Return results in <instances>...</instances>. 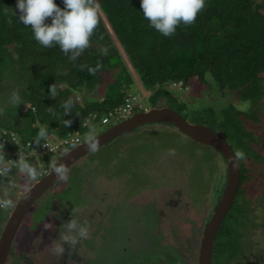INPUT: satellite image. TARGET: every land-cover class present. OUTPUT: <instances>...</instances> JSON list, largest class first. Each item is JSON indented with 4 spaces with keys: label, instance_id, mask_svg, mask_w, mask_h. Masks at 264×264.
Returning <instances> with one entry per match:
<instances>
[{
    "label": "rangeland",
    "instance_id": "rangeland-1",
    "mask_svg": "<svg viewBox=\"0 0 264 264\" xmlns=\"http://www.w3.org/2000/svg\"><path fill=\"white\" fill-rule=\"evenodd\" d=\"M92 1L109 28L98 3ZM109 31L131 73L132 91L139 93V110L149 109V91L141 84L110 28ZM261 75L263 94L256 104L240 100L233 91L225 90L222 94L209 76L208 84L192 81L187 89L175 93L190 111L206 106L219 111L233 103L240 110L252 112L254 118L243 117V122L256 136L253 147L264 156V73ZM113 78L109 71L94 87H84L78 98L102 97ZM4 90L0 87L2 98ZM8 117L4 103L0 102V119ZM101 125L92 124L81 139L98 134L105 128ZM2 138L0 133V141ZM46 139L58 142L51 132ZM56 154L34 155L40 169L34 177L19 170L10 175V184L6 186L10 204L4 207L7 216L0 223L1 230L18 197L48 171L60 156ZM243 163L247 169L243 195L250 201L253 222L251 235L244 240L243 261L239 262L264 264V160L245 157ZM224 164L213 148L172 125L152 123L136 127L76 160L67 169V181L58 179L40 195L23 217L5 264H171L176 256V264H198L205 224L222 194L213 198L212 193L215 186L221 188L218 177L226 180ZM71 216L81 223L87 222L88 237L75 246L65 244L61 255L55 247L65 234L64 222ZM45 223L52 227L45 228ZM155 239L158 242L151 243Z\"/></svg>",
    "mask_w": 264,
    "mask_h": 264
},
{
    "label": "trees",
    "instance_id": "trees-1",
    "mask_svg": "<svg viewBox=\"0 0 264 264\" xmlns=\"http://www.w3.org/2000/svg\"><path fill=\"white\" fill-rule=\"evenodd\" d=\"M95 1L141 84L150 92V106L175 109L188 121L207 125L222 135L235 153H244L243 158L264 160L253 147L256 136L243 122V117L254 118L252 112L240 110L233 103L219 111L212 106L190 111L185 101L166 88L167 83L178 81L184 85L192 81L208 84L209 76L222 94L225 90L233 91L240 100L256 104L263 93L264 0H205V7L195 21L188 26H177L170 37L162 36L149 26L140 12L139 0ZM54 2L63 6L61 0ZM15 3L16 0H0V87L5 89L4 98L0 91V102L10 116L0 119L3 136L0 160L14 145L3 132H16L22 142L31 141L32 149L38 146L33 140L42 126H47V133L57 138L73 132L83 137L92 124H99L103 115L116 111L125 98L135 92L131 73L98 10L99 22L90 37L89 47L73 62L58 47L45 49L34 41L30 28L18 22V15L13 16V12L18 13ZM102 46L108 48L106 55L99 52ZM97 65H100L98 69ZM89 68L96 69L95 74L89 72ZM109 71L114 78L102 97L78 98L84 87H94ZM53 83L58 89L56 98L46 96L48 86ZM14 89L22 99L17 107L9 103ZM69 98L74 102L73 112L62 116L60 104ZM139 109L136 107L134 111H141ZM93 114L96 116L92 122L86 124ZM63 119H70L71 124L64 127ZM74 145L71 143L68 147ZM243 158L238 159L240 178L235 199L214 237L212 264H240L244 240L251 235L253 212L250 201L243 195L242 183L247 170ZM24 159L39 172L34 155ZM222 170L225 172V166ZM14 172H18L17 167L11 174ZM218 181L221 188L214 187L213 198L222 193V184H225L223 176L218 177ZM9 183L8 177L0 176V200L9 201L6 195ZM3 210L4 207H0V223L7 216Z\"/></svg>",
    "mask_w": 264,
    "mask_h": 264
},
{
    "label": "clouds",
    "instance_id": "clouds-1",
    "mask_svg": "<svg viewBox=\"0 0 264 264\" xmlns=\"http://www.w3.org/2000/svg\"><path fill=\"white\" fill-rule=\"evenodd\" d=\"M61 3L63 5L62 7L58 6L54 0H16L15 7L18 10V13L13 12V16L18 15V22L30 28L34 41L40 46L45 49L58 47L59 50L67 56L69 61L74 62L83 53V51L89 47L90 37L92 36L99 22L98 12L97 8L92 3V0H61ZM139 4L140 12L142 13L143 18L148 21L149 26L162 36L170 37L175 33L177 26L181 24L188 26L195 21L197 14L205 7V0H139ZM99 52L101 55H106L108 53L107 46H102L99 49ZM99 67L100 65H97L96 69ZM96 69L89 68V72L95 74ZM178 82H181L182 86L186 87L185 89H187V86H189L186 84L184 85L182 81ZM172 83L173 82L167 83L166 88L174 92H181L182 90H185H179L177 88L171 87ZM57 95L58 89L55 86V83L50 84L48 86L46 96L50 98H56ZM129 95H137L138 98L139 93H131ZM9 103L16 107L17 105L22 104V99L18 90L14 89L10 93ZM136 107L141 108V105L139 104V98ZM60 108L62 109V116L73 112V100L71 98L64 100L60 104ZM141 111H134L133 113L135 114L136 112ZM124 119L125 118L110 121H117L118 123ZM110 121L103 124L100 119L99 124L102 123L101 126L106 127L107 129L108 127L114 125L110 123ZM70 124V119H63L64 127H67ZM168 124L172 125L170 123ZM47 131V126L40 127L36 137L33 140V143L40 145L41 141L46 138ZM58 139L60 138H57V140ZM45 141H47V139ZM82 141H84L86 148L90 152L94 153L98 151V140L94 135L89 134L85 140L80 139V142ZM78 143H75V145ZM2 148L3 145L0 144V151H2ZM170 154H174V151H170ZM236 157L241 159L244 157V153L242 151L237 152ZM16 167L21 173L25 175L33 177L36 175V169L26 159H19L17 161ZM10 170L11 169H7L6 171ZM13 170L14 168L9 174L6 175V177L11 178L10 175H14L15 173L14 172L11 174ZM50 173L61 181H67L68 179L67 168L62 163L53 162V164L50 166ZM9 204L10 201L0 200V207H8ZM44 227L50 228L52 225L45 223ZM64 227L65 234L60 237V241L55 247V251L61 255L65 252V244L75 246L80 239H86L88 237L87 222L81 223L71 216L67 222H64Z\"/></svg>",
    "mask_w": 264,
    "mask_h": 264
},
{
    "label": "water",
    "instance_id": "water-1",
    "mask_svg": "<svg viewBox=\"0 0 264 264\" xmlns=\"http://www.w3.org/2000/svg\"><path fill=\"white\" fill-rule=\"evenodd\" d=\"M170 123L191 139L211 146L223 158L226 165V180L220 199L205 224L198 256V264H212V248L216 231L230 209L239 187L240 167L236 153L226 139L213 131L209 126L188 121L182 114L169 107H150L148 110L136 112L130 117L114 124L97 135L98 147L138 126L150 123ZM90 152L84 141L74 145L62 153L55 162L62 163L67 169L79 158ZM58 179L48 171L39 177L17 199L4 227L0 233V264H5L10 246L19 225L40 195L54 185Z\"/></svg>",
    "mask_w": 264,
    "mask_h": 264
},
{
    "label": "built area",
    "instance_id": "built-area-1",
    "mask_svg": "<svg viewBox=\"0 0 264 264\" xmlns=\"http://www.w3.org/2000/svg\"><path fill=\"white\" fill-rule=\"evenodd\" d=\"M171 87L177 88L179 90L185 89L186 87L182 86L181 82H173ZM138 103L137 95H129L126 97L125 102L120 106L116 111H109L107 115L101 118L103 124L108 123L110 120H120L125 118V115H131L134 112V108ZM90 116V115H89ZM96 114L91 115V118H88L87 123H90ZM3 134H8V139H10L14 145L11 149L6 150L7 156L3 160H0V176H6L9 174L14 167H16L17 161L21 158H28L32 155H35L37 152L42 153H52L59 151L62 147L67 146L71 143L80 142L81 136L76 133H69L67 136L58 139L57 143H50L49 141H43L36 148L32 149L31 141L27 140L24 142L18 137L16 132H3ZM11 169L10 171H6Z\"/></svg>",
    "mask_w": 264,
    "mask_h": 264
},
{
    "label": "flooded vegetation",
    "instance_id": "flooded-vegetation-1",
    "mask_svg": "<svg viewBox=\"0 0 264 264\" xmlns=\"http://www.w3.org/2000/svg\"><path fill=\"white\" fill-rule=\"evenodd\" d=\"M263 88V87H262ZM263 94V93H262ZM262 96V95H261ZM68 147V146H67ZM100 148V147H99ZM69 149V148H68ZM67 148H65V146L64 147H62L59 151H57V154L56 155H61V153H64V151H67L68 150ZM255 149V148H254ZM56 153V152H55ZM53 154V153H52ZM52 154H50V155H52ZM84 157V156H83ZM82 157V158H83ZM48 169V168H47ZM31 209V208H30ZM29 209V210H30ZM106 232V231H105ZM153 241H156V242H158L156 239L155 240H151V243L153 242ZM155 242V243H156ZM246 242V241H245ZM157 245V244H156ZM159 247H165V245H159ZM163 254V253H162ZM162 254H160V255H162ZM176 255H177V252H176ZM176 260H177V256H176V259H175V261L173 262V263H171V264H176ZM159 263H160V261H158ZM165 264H170V263H167V261H166V263Z\"/></svg>",
    "mask_w": 264,
    "mask_h": 264
},
{
    "label": "bare ground",
    "instance_id": "bare-ground-1",
    "mask_svg": "<svg viewBox=\"0 0 264 264\" xmlns=\"http://www.w3.org/2000/svg\"><path fill=\"white\" fill-rule=\"evenodd\" d=\"M134 113H132L131 115H133ZM131 115H128L127 117H125V119L126 118H128V117H130ZM139 127V126H138ZM99 148V147H98ZM89 153V152H88ZM226 166V165H225ZM239 193V192H238ZM235 199V198H234ZM234 201V200H233ZM229 211V210H228ZM226 216V215H225ZM219 242V241H218ZM216 252V251H215Z\"/></svg>",
    "mask_w": 264,
    "mask_h": 264
}]
</instances>
